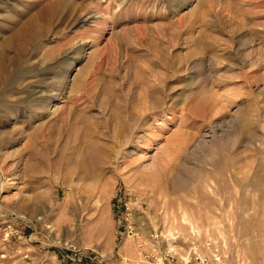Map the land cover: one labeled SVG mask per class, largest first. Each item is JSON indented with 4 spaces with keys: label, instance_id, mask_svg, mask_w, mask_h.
I'll return each instance as SVG.
<instances>
[{
    "label": "rangeland",
    "instance_id": "1",
    "mask_svg": "<svg viewBox=\"0 0 264 264\" xmlns=\"http://www.w3.org/2000/svg\"><path fill=\"white\" fill-rule=\"evenodd\" d=\"M0 264H264V0H0Z\"/></svg>",
    "mask_w": 264,
    "mask_h": 264
},
{
    "label": "bare ground",
    "instance_id": "2",
    "mask_svg": "<svg viewBox=\"0 0 264 264\" xmlns=\"http://www.w3.org/2000/svg\"><path fill=\"white\" fill-rule=\"evenodd\" d=\"M50 103H52V101H50L49 102V104ZM157 102H155L154 104H152L151 105V107L149 108V111H153V110H155L157 107ZM54 112H55V110H54ZM190 145V143H189V141H187V140H184L182 143H181V146H180V152L182 153V154H184V155H186L187 154V152H188V146ZM180 153V154H181ZM187 156V155H186ZM185 165V164H184Z\"/></svg>",
    "mask_w": 264,
    "mask_h": 264
},
{
    "label": "built area",
    "instance_id": "3",
    "mask_svg": "<svg viewBox=\"0 0 264 264\" xmlns=\"http://www.w3.org/2000/svg\"><path fill=\"white\" fill-rule=\"evenodd\" d=\"M68 258H70V257H68ZM71 259V258H70Z\"/></svg>",
    "mask_w": 264,
    "mask_h": 264
}]
</instances>
